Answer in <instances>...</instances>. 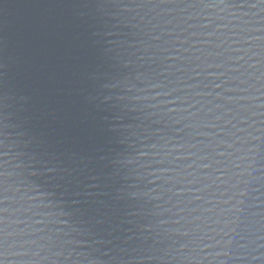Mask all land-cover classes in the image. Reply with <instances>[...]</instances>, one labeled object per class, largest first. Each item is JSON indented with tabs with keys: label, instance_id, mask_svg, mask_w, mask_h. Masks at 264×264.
<instances>
[{
	"label": "water",
	"instance_id": "95a60500",
	"mask_svg": "<svg viewBox=\"0 0 264 264\" xmlns=\"http://www.w3.org/2000/svg\"><path fill=\"white\" fill-rule=\"evenodd\" d=\"M0 264H264V0H0Z\"/></svg>",
	"mask_w": 264,
	"mask_h": 264
}]
</instances>
